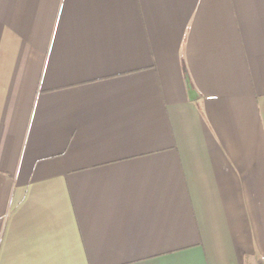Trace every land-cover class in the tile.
I'll return each mask as SVG.
<instances>
[{"label": "crops", "instance_id": "obj_1", "mask_svg": "<svg viewBox=\"0 0 264 264\" xmlns=\"http://www.w3.org/2000/svg\"><path fill=\"white\" fill-rule=\"evenodd\" d=\"M0 264H264V0H0Z\"/></svg>", "mask_w": 264, "mask_h": 264}, {"label": "water", "instance_id": "obj_2", "mask_svg": "<svg viewBox=\"0 0 264 264\" xmlns=\"http://www.w3.org/2000/svg\"><path fill=\"white\" fill-rule=\"evenodd\" d=\"M189 86V94H190V98L191 99H195L197 96V92L195 91V89L192 87L191 83L188 84Z\"/></svg>", "mask_w": 264, "mask_h": 264}]
</instances>
